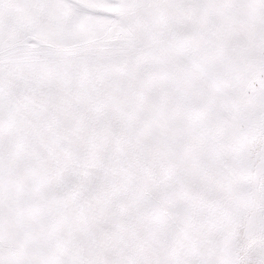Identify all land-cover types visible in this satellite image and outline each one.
Returning <instances> with one entry per match:
<instances>
[{"label": "snow or ice", "instance_id": "snow-or-ice-1", "mask_svg": "<svg viewBox=\"0 0 264 264\" xmlns=\"http://www.w3.org/2000/svg\"><path fill=\"white\" fill-rule=\"evenodd\" d=\"M0 264H264V0H0Z\"/></svg>", "mask_w": 264, "mask_h": 264}]
</instances>
